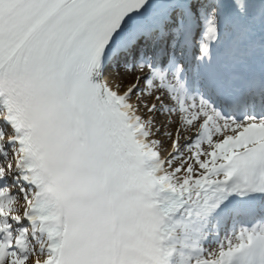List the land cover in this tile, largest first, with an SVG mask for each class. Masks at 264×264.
Instances as JSON below:
<instances>
[{
	"label": "snow or ice",
	"instance_id": "snow-or-ice-1",
	"mask_svg": "<svg viewBox=\"0 0 264 264\" xmlns=\"http://www.w3.org/2000/svg\"><path fill=\"white\" fill-rule=\"evenodd\" d=\"M0 124V264H264V0H0Z\"/></svg>",
	"mask_w": 264,
	"mask_h": 264
},
{
	"label": "bare ground",
	"instance_id": "bare-ground-1",
	"mask_svg": "<svg viewBox=\"0 0 264 264\" xmlns=\"http://www.w3.org/2000/svg\"><path fill=\"white\" fill-rule=\"evenodd\" d=\"M131 81L132 80V77H127L126 79H125V81Z\"/></svg>",
	"mask_w": 264,
	"mask_h": 264
},
{
	"label": "rangeland",
	"instance_id": "rangeland-1",
	"mask_svg": "<svg viewBox=\"0 0 264 264\" xmlns=\"http://www.w3.org/2000/svg\"><path fill=\"white\" fill-rule=\"evenodd\" d=\"M130 82H131V81H127V80L125 81V83H130Z\"/></svg>",
	"mask_w": 264,
	"mask_h": 264
}]
</instances>
